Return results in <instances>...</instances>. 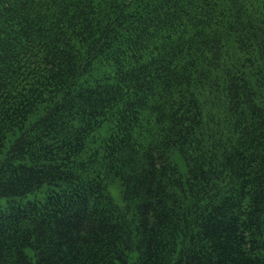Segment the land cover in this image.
I'll return each mask as SVG.
<instances>
[{
  "label": "trees",
  "instance_id": "obj_1",
  "mask_svg": "<svg viewBox=\"0 0 264 264\" xmlns=\"http://www.w3.org/2000/svg\"><path fill=\"white\" fill-rule=\"evenodd\" d=\"M0 264H264V0H0Z\"/></svg>",
  "mask_w": 264,
  "mask_h": 264
},
{
  "label": "rangeland",
  "instance_id": "obj_2",
  "mask_svg": "<svg viewBox=\"0 0 264 264\" xmlns=\"http://www.w3.org/2000/svg\"><path fill=\"white\" fill-rule=\"evenodd\" d=\"M111 191H112V195L115 198V200L117 202L121 203L122 202V198H121V192H120L119 185L113 184L112 188H111Z\"/></svg>",
  "mask_w": 264,
  "mask_h": 264
}]
</instances>
